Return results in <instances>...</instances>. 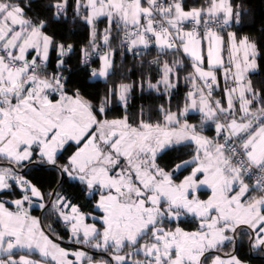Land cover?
I'll return each instance as SVG.
<instances>
[{
    "label": "snow or ice",
    "instance_id": "obj_1",
    "mask_svg": "<svg viewBox=\"0 0 264 264\" xmlns=\"http://www.w3.org/2000/svg\"><path fill=\"white\" fill-rule=\"evenodd\" d=\"M244 253L264 258V15L249 0H0V264Z\"/></svg>",
    "mask_w": 264,
    "mask_h": 264
},
{
    "label": "trees",
    "instance_id": "obj_2",
    "mask_svg": "<svg viewBox=\"0 0 264 264\" xmlns=\"http://www.w3.org/2000/svg\"><path fill=\"white\" fill-rule=\"evenodd\" d=\"M249 4L250 6L257 12L258 15H264V0H249ZM101 28H103V25L100 26ZM87 33L85 31H80L78 32L76 35L73 36V41H75L76 43H81L86 39ZM152 57L149 56L148 59H151ZM115 62L117 65H125L127 68H132V58L131 56H127L126 58H122L119 54H117L116 58H115ZM120 75L119 70L117 71V76ZM129 75H131V73H129ZM132 79H136L137 76H132ZM113 79H116V77H114ZM91 83H96V82H91ZM99 86L102 88L103 86V82H100ZM185 91V86L183 84V82L180 85L179 88V93L180 95L176 98L181 99L183 96V92ZM176 101L174 100L173 103H175ZM33 175L37 178V179H43L45 182V185L47 187V183H48V176L49 173L48 172H34ZM69 184H73L75 182L73 181H69ZM65 188L68 190L69 193H71L73 191V189L69 188L68 185H65ZM47 190H51L50 188ZM35 212L37 214H40V212L38 210H35ZM59 231L63 232V229H59ZM66 241V240H65ZM67 242V241H66ZM244 255L246 256V258L249 260L250 264H264V258H259V257H254L251 258L250 254L248 253H244Z\"/></svg>",
    "mask_w": 264,
    "mask_h": 264
},
{
    "label": "crops",
    "instance_id": "obj_3",
    "mask_svg": "<svg viewBox=\"0 0 264 264\" xmlns=\"http://www.w3.org/2000/svg\"><path fill=\"white\" fill-rule=\"evenodd\" d=\"M33 214H35V215H40V214H37L36 212H35V210H33ZM64 243H66L67 244V242L65 241ZM253 255H255V254H253ZM250 257H251V254H250ZM254 257H256V256H254ZM254 257H251V258H254ZM259 257V256H258ZM259 258H261V257H259ZM250 264V263H249Z\"/></svg>",
    "mask_w": 264,
    "mask_h": 264
},
{
    "label": "rangeland",
    "instance_id": "obj_4",
    "mask_svg": "<svg viewBox=\"0 0 264 264\" xmlns=\"http://www.w3.org/2000/svg\"><path fill=\"white\" fill-rule=\"evenodd\" d=\"M254 256L258 257L257 255H253V257H254Z\"/></svg>",
    "mask_w": 264,
    "mask_h": 264
},
{
    "label": "water",
    "instance_id": "obj_5",
    "mask_svg": "<svg viewBox=\"0 0 264 264\" xmlns=\"http://www.w3.org/2000/svg\"><path fill=\"white\" fill-rule=\"evenodd\" d=\"M66 244V243H65ZM251 257H253V254H251Z\"/></svg>",
    "mask_w": 264,
    "mask_h": 264
}]
</instances>
